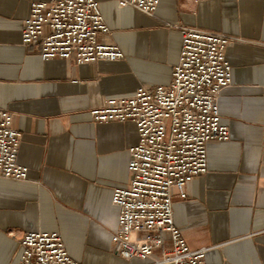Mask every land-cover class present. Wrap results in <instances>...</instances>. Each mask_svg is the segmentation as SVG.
<instances>
[{"label":"crops","instance_id":"1","mask_svg":"<svg viewBox=\"0 0 264 264\" xmlns=\"http://www.w3.org/2000/svg\"><path fill=\"white\" fill-rule=\"evenodd\" d=\"M48 1L0 0L1 106L29 168L26 179L0 178V264H16L30 231L59 233L81 264L147 263L122 258L112 241L113 193L130 186L137 126L91 112L141 86L170 85L186 27L233 38V84L219 98L231 133L208 142L209 171L187 185V198L175 194V224L191 249H208L204 264H264V0H161L152 14L97 0L110 27L101 40L125 57L82 65L24 46L32 3Z\"/></svg>","mask_w":264,"mask_h":264},{"label":"built area","instance_id":"2","mask_svg":"<svg viewBox=\"0 0 264 264\" xmlns=\"http://www.w3.org/2000/svg\"><path fill=\"white\" fill-rule=\"evenodd\" d=\"M152 14L161 0H115ZM110 33L97 0L33 2L22 29L23 44L43 60L78 65L125 57L102 42ZM182 49L168 86L139 87L132 96L110 98L92 110L98 122L132 121L139 140L130 149V186L116 188L119 209L112 234L117 253L146 264H204L207 248L193 250L174 220V197L187 198V185L209 171L207 144L230 138L219 98L233 84L227 49L233 38L199 28H181ZM0 100V178L26 179L19 163L20 133ZM16 264H81L68 253L57 232L30 231L20 242Z\"/></svg>","mask_w":264,"mask_h":264},{"label":"clouds","instance_id":"3","mask_svg":"<svg viewBox=\"0 0 264 264\" xmlns=\"http://www.w3.org/2000/svg\"><path fill=\"white\" fill-rule=\"evenodd\" d=\"M104 224L107 226V228L111 227V224L109 221L106 219ZM97 234L100 238L107 240L109 238V232L105 229L98 228L97 229Z\"/></svg>","mask_w":264,"mask_h":264}]
</instances>
